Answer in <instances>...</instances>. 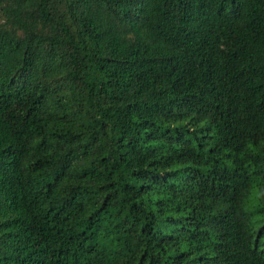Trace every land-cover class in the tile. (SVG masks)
Wrapping results in <instances>:
<instances>
[{
	"label": "trees",
	"instance_id": "obj_1",
	"mask_svg": "<svg viewBox=\"0 0 264 264\" xmlns=\"http://www.w3.org/2000/svg\"><path fill=\"white\" fill-rule=\"evenodd\" d=\"M0 264H264V0H0Z\"/></svg>",
	"mask_w": 264,
	"mask_h": 264
}]
</instances>
